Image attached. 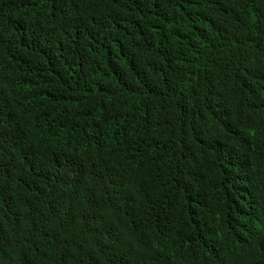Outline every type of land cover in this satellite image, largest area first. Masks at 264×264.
<instances>
[{
  "label": "trees",
  "instance_id": "16d2710c",
  "mask_svg": "<svg viewBox=\"0 0 264 264\" xmlns=\"http://www.w3.org/2000/svg\"><path fill=\"white\" fill-rule=\"evenodd\" d=\"M0 264H264V0H0Z\"/></svg>",
  "mask_w": 264,
  "mask_h": 264
}]
</instances>
